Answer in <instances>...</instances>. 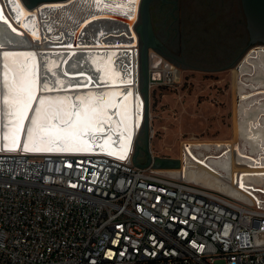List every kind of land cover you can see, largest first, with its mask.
Instances as JSON below:
<instances>
[{
  "label": "built area",
  "instance_id": "2783aa9c",
  "mask_svg": "<svg viewBox=\"0 0 264 264\" xmlns=\"http://www.w3.org/2000/svg\"><path fill=\"white\" fill-rule=\"evenodd\" d=\"M150 55L149 87L181 86ZM132 153L1 147L0 264H264V207Z\"/></svg>",
  "mask_w": 264,
  "mask_h": 264
},
{
  "label": "bare ground",
  "instance_id": "6f19581e",
  "mask_svg": "<svg viewBox=\"0 0 264 264\" xmlns=\"http://www.w3.org/2000/svg\"><path fill=\"white\" fill-rule=\"evenodd\" d=\"M139 1L60 0L54 3H40L34 9L28 10L21 0H0V14H2V19H0V73L3 71V52L34 53L40 84L37 100L33 103V110L29 112V119L24 123V130L19 134L18 143L13 145L11 140L6 141L4 139L7 117L2 102L5 93L2 82H0V148L26 149L27 146L34 151H57L56 149L59 148L61 149L59 152H68L63 150L65 147L63 140L59 142L49 141L48 137H41L38 134L31 142L28 139L27 131L31 127V117L35 114L34 110L41 97H68L77 104L78 108V102L75 99L77 96L89 94L101 96L108 92H119L121 95L116 97V101L120 103L124 96L131 92L130 140L128 139L129 132L125 131L124 125L120 126L119 132L106 125L104 133H87L83 138L88 141V145L83 146L84 150H81L102 151L118 157L123 155L124 158L130 155L134 150L135 136L142 128L145 116L141 93L130 83L124 82L132 81L134 68L138 69V48H131V52H126L127 59L131 60L132 58L133 64L130 66L125 62V52H118L122 47L115 50L102 47L104 42L101 33L97 35L96 41H87L86 36H92L94 32L91 29L95 27H100L103 30L107 27L118 26L122 31L121 39L131 35L130 41L132 42L130 44L135 47L138 35L131 23L138 15ZM121 5L123 7H120ZM21 10L26 15L21 16ZM36 12H39L38 15L42 21L35 23L36 19H33V15ZM4 20H7L8 23H4ZM21 25L28 27L25 28ZM85 26H87V34L81 37V43H77L76 39ZM63 27L68 34L73 30L75 31L72 44L75 47L71 46L70 43H67L66 46L62 45L59 39L52 35L55 29L61 30ZM12 28H16L17 31L13 32ZM33 32L36 33L35 37ZM67 33H63L61 30L59 35L63 37ZM86 43L90 44L86 45ZM124 44L126 43H122V45ZM260 53L262 52L256 53V57L249 61L247 71H244L243 68L247 66L244 65L237 75L238 100L235 104L236 108L234 107L236 111V117L234 116L236 118V123L234 122L235 140L229 143L222 139H195L185 143L184 150L186 152L182 154V162L179 168L187 176V179L196 183L200 181L216 189L199 184L220 192L223 190L226 193H222L239 200L250 197L258 205L264 203V108L258 109L264 105V93L255 94L257 90H264V65L261 59L264 53L262 56ZM109 59L112 61V69L119 73V79L115 84L111 82L99 83L101 73L96 69L103 67ZM154 59L152 58V60ZM254 60L258 61L260 70L253 63ZM170 67L172 66L170 65ZM49 68L51 71H48ZM261 71L258 79L253 82L251 78ZM242 75L245 77L242 78ZM89 77L91 78L90 83L86 79ZM45 81L53 89L52 91L45 92L43 90ZM57 81L62 83H57ZM84 84H88V86H78ZM251 93L254 94L248 96ZM251 101L253 105L249 104ZM116 111V109H109L113 121L119 119L115 115ZM108 136H111L112 139L105 144ZM203 150L211 151L205 155ZM218 150L220 153L215 154ZM233 160L240 165L251 166V168H242L237 173V186L232 183L225 185L221 181L222 178L218 176L220 173L227 180L233 178L231 169Z\"/></svg>",
  "mask_w": 264,
  "mask_h": 264
},
{
  "label": "rangeland",
  "instance_id": "374dc122",
  "mask_svg": "<svg viewBox=\"0 0 264 264\" xmlns=\"http://www.w3.org/2000/svg\"><path fill=\"white\" fill-rule=\"evenodd\" d=\"M182 7V21L176 30L170 19L163 23L162 16L155 17L156 31L162 39L167 34L164 44L175 57L161 55L154 49L149 51L154 60L167 59L180 70L181 86L150 87L148 105L150 152L153 157L178 159L180 165L177 168L181 166L185 143L195 139H222L229 143L235 140L238 75L235 65L249 39L240 0H231V3L229 0H184ZM137 17L131 25L139 22ZM261 59L264 65V56ZM253 63L260 70L258 61ZM243 69L247 71L249 66ZM261 73L251 80H257ZM249 104L253 105V102ZM143 128L144 125L135 136L133 150L140 162L146 160ZM210 151L203 150L205 155ZM219 153L218 150L215 154ZM232 166V179L227 180L220 173L218 176L225 185L237 186V173L251 166L240 165L235 160ZM241 201L253 203L250 197ZM260 206L264 207V203Z\"/></svg>",
  "mask_w": 264,
  "mask_h": 264
},
{
  "label": "snow or ice",
  "instance_id": "6c2138e0",
  "mask_svg": "<svg viewBox=\"0 0 264 264\" xmlns=\"http://www.w3.org/2000/svg\"><path fill=\"white\" fill-rule=\"evenodd\" d=\"M135 2V0H132ZM107 6V5H105ZM17 7L19 5L17 4ZM120 7H123L121 5ZM21 16L26 15L21 10ZM2 19V14H0ZM4 23H8L4 20ZM27 28V25H21ZM11 27V25H9ZM16 32V28L11 29ZM36 36V33H32ZM3 71L0 73V82L4 89L2 98L5 106L6 131L4 139L11 140L13 145L18 143L19 134L24 130V123L29 119V112L33 110V103L37 100V92L40 88L39 74L34 53L8 52L2 53ZM51 71V68L48 69ZM96 71L101 73L99 83L111 82L115 84L119 79V73L112 69V61L109 59L103 67H97ZM89 83L91 78H86ZM131 83V81H124ZM57 83H62L57 81ZM87 87L88 84L78 85ZM45 92L52 91L47 81L43 84ZM119 92H108L97 96L89 94L87 96H77L73 103L68 97H41L38 106L35 108V114L31 117V127L27 131L28 139L31 142L38 134L41 137H48L49 141H64L66 151H81L83 146L88 145V141L83 137L91 132L104 133L105 126L114 128L119 132L121 125H124L125 131L129 132L130 140V122H131V92H128L123 101L117 103L116 97ZM109 109H116L115 115L119 118L113 121ZM111 136L105 140V144L111 141ZM26 150H31L26 146ZM57 151L61 149H56ZM124 158L123 155L120 157Z\"/></svg>",
  "mask_w": 264,
  "mask_h": 264
},
{
  "label": "water",
  "instance_id": "95a60500",
  "mask_svg": "<svg viewBox=\"0 0 264 264\" xmlns=\"http://www.w3.org/2000/svg\"><path fill=\"white\" fill-rule=\"evenodd\" d=\"M24 7L28 10H32L40 3H54L59 2L60 0H21ZM152 0H140L138 6V15L139 22L136 25L135 31L138 33L140 48H138V65L141 74V87L140 89L136 88L138 92L141 93L144 108V145L143 150L146 154V160L140 162L136 160L135 153H132V160L135 164L139 166H147L152 164L155 168H177L180 165L178 159H169V158H159L153 157L150 148H149V138L151 136L149 124H148V105H149V81H150V71H149V62H150V49L159 48L158 41L155 37L152 23H151V14H150V4ZM241 8L245 17V27L248 33V43L243 49L240 60L235 65L237 73H240L241 68L244 65H249V61L256 57V53H264V0H240ZM74 33H67L66 36H63L64 43L67 45L70 43L71 46L74 42ZM82 31L78 35L76 42L81 43ZM80 37V38H79ZM61 41V40H59ZM124 43L123 41L120 43ZM90 43H86L89 45ZM84 45V44H83ZM123 50V49H120ZM256 93H264V90H257ZM254 93L249 94L252 96ZM236 100H238V95H236ZM134 152V151H133Z\"/></svg>",
  "mask_w": 264,
  "mask_h": 264
},
{
  "label": "flooded vegetation",
  "instance_id": "af4514ba",
  "mask_svg": "<svg viewBox=\"0 0 264 264\" xmlns=\"http://www.w3.org/2000/svg\"><path fill=\"white\" fill-rule=\"evenodd\" d=\"M183 2H184V0H152V2L150 4L151 23H152V27H153L155 37H156V39L158 41V45H159V48H156L154 50L161 55H164L167 57H175L174 52L168 50V48L164 44L165 41H167V39H168L167 34H166V38L164 37V39H162V37L157 33V31H156L157 30V24L155 21V17L158 15L162 16L163 23H165L166 20L170 19V24H171V26H173V30H176L178 24L182 21L181 13H182V9H183V7H182ZM229 2L231 3V0H229ZM137 16H138L137 18L139 19V15H137ZM243 16H244V14H243ZM108 19L116 20L114 18H108ZM244 19H245V17H244ZM94 20H96V19H94ZM93 21H91V22H93ZM136 25H134V28H136ZM86 27L87 26H85L82 30V34H81L82 37H84V35L87 34ZM117 27H107L103 30L100 27H95V28L91 29V31L94 32L93 35L90 37L86 36V40L87 41H96L97 35L99 33H101V37H103L102 40L104 42V45L102 47H104L106 49H113V50H115L116 48L122 47L123 50L119 49L118 52L123 51V52H125L124 55L126 56V52H128V53L131 52L130 51L131 48L136 49V47L138 46V43L140 41H139V38L137 37V45L135 47L131 46L130 43L132 41H130V40H131L132 36L130 35L131 38L128 36L127 38L121 39L120 34H122V31H120L119 27L118 28ZM172 38L170 41H172ZM59 40H61L62 43H64L62 36H59ZM127 40H129V41H127ZM122 41L124 43H126L127 45L126 44H124V45L120 44ZM125 62L127 65L129 64L130 66H132V64H133L132 58H131V60H128L127 56H126ZM138 75H139L138 76L139 77V85L141 87L139 65H138Z\"/></svg>",
  "mask_w": 264,
  "mask_h": 264
},
{
  "label": "crops",
  "instance_id": "0c3cea01",
  "mask_svg": "<svg viewBox=\"0 0 264 264\" xmlns=\"http://www.w3.org/2000/svg\"><path fill=\"white\" fill-rule=\"evenodd\" d=\"M47 8H48V7H47ZM47 8H46V9H47ZM38 13H39V12H36V13L33 15V19H36L35 23H36L37 21H38V22L42 21V20H41V17H39V15H38ZM39 18H40V20H39ZM33 19H32V20H33ZM61 30H63V33H65V32L67 33V31H66V29H65L64 27H63ZM61 30H56V29H55V30L53 31L52 35H53L55 38H58V39H59V36H60V35H59V32H60ZM48 34H50V33H48ZM61 42H62V41H60V43H61ZM58 43H59V42H58ZM62 45H63V44H62ZM65 46H66V45H65ZM64 49H67V48H64ZM13 52H16V51H13ZM36 64H37V63H36Z\"/></svg>",
  "mask_w": 264,
  "mask_h": 264
}]
</instances>
